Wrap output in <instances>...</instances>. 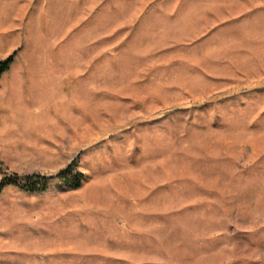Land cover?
<instances>
[{
    "label": "rangeland",
    "instance_id": "374dc122",
    "mask_svg": "<svg viewBox=\"0 0 264 264\" xmlns=\"http://www.w3.org/2000/svg\"><path fill=\"white\" fill-rule=\"evenodd\" d=\"M14 51L0 264H264V0H0Z\"/></svg>",
    "mask_w": 264,
    "mask_h": 264
},
{
    "label": "trees",
    "instance_id": "16d2710c",
    "mask_svg": "<svg viewBox=\"0 0 264 264\" xmlns=\"http://www.w3.org/2000/svg\"><path fill=\"white\" fill-rule=\"evenodd\" d=\"M16 51L11 53L4 59H0V77L10 69L14 62ZM61 178L62 184L67 188H78L81 186L84 173L74 167V163L70 164L65 170L58 175ZM17 186L18 188L27 192L44 191L49 186V177L43 173H31L21 177L14 175L11 177H3L0 179V195L3 190L10 186Z\"/></svg>",
    "mask_w": 264,
    "mask_h": 264
}]
</instances>
